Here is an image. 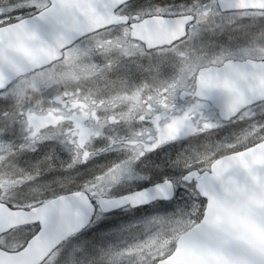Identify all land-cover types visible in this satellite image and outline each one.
<instances>
[{"label":"snow or ice","instance_id":"1","mask_svg":"<svg viewBox=\"0 0 264 264\" xmlns=\"http://www.w3.org/2000/svg\"><path fill=\"white\" fill-rule=\"evenodd\" d=\"M0 264H264V0H0Z\"/></svg>","mask_w":264,"mask_h":264}]
</instances>
